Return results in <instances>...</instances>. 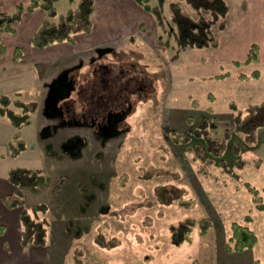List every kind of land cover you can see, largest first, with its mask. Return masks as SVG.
Returning a JSON list of instances; mask_svg holds the SVG:
<instances>
[{"label":"rangeland","instance_id":"obj_1","mask_svg":"<svg viewBox=\"0 0 264 264\" xmlns=\"http://www.w3.org/2000/svg\"><path fill=\"white\" fill-rule=\"evenodd\" d=\"M70 5L57 2L59 15ZM98 8L94 42L110 37L111 44L72 65L52 62L30 73L32 90L23 91L33 111L22 133L28 148L15 158L0 156V192L13 164L41 168L51 180L38 193L26 191L29 206H48L50 250L40 264H248V253L229 255L221 215L231 213L230 192L238 199L250 194L247 166L264 171V128L247 141L232 133L239 110L264 100V80L242 76L255 69L254 55L264 50L261 33L240 24L231 34L217 28V50H180L151 13L132 14L124 3L120 9L128 18L144 22V41L134 35L113 39L122 17L103 4ZM169 13L166 6V19ZM99 105L114 112L101 116L105 108ZM189 117L195 123L207 117L217 128L214 136L229 132L223 155H210L208 175L191 151L204 148L202 139L193 137L190 146L173 141V133L194 126ZM222 159L230 172L222 170ZM256 189L264 203V189ZM178 197L194 202L172 203ZM252 202L243 220L228 219V229L263 210ZM205 217L213 224L202 233L198 222ZM189 218L197 221L192 240L172 243L170 226Z\"/></svg>","mask_w":264,"mask_h":264},{"label":"trees","instance_id":"obj_2","mask_svg":"<svg viewBox=\"0 0 264 264\" xmlns=\"http://www.w3.org/2000/svg\"><path fill=\"white\" fill-rule=\"evenodd\" d=\"M59 1L30 0L28 3L18 4L11 13L0 15L1 31L14 33L23 15L36 9L44 10L47 15L32 38V45L37 49H45L56 43L72 42L77 34L90 33L93 30L95 0H68L75 4V7L68 9L66 14L60 15L56 7ZM135 2L153 15L157 26L162 32L165 34L169 32L175 38L177 47L180 50L216 47L218 45L217 28L219 30L225 28L229 12L227 0H135ZM166 6H169L170 9L169 19L164 16ZM189 8L194 12L189 11ZM3 52L4 46L0 40V53ZM23 57V50L18 49L15 53V60L19 61ZM249 61L247 60V62ZM255 75V73L252 74V76ZM224 76L217 77L222 78ZM242 76L249 77V75L244 74ZM98 89L100 90V88H97L95 91H99ZM22 95L20 92L11 96L0 95V118L8 119L15 129L13 139L9 144V155L11 157H17L28 148L22 136V131L30 125L33 111ZM97 98L99 102L109 100L108 97L104 96H98ZM109 101H111V98ZM99 107L105 108L101 116H104L106 112L108 114L114 112L113 108H109V106L99 105ZM126 109L124 110L128 111V108ZM97 113L99 116V112ZM191 118L189 117L187 121L189 125L194 124V126L183 133H173V141L174 143L189 145L193 137L202 139L205 143L204 148L191 147V151L201 161V174L208 175V169L214 162L210 155L213 157L223 155L228 146L229 132H225L224 136H214L212 130L217 128L213 129V125L207 117H202L196 123ZM233 125L234 132L232 133L244 135L246 141L254 137L258 130L264 128V101L251 105L245 110H239L238 115L234 116ZM215 134L217 135L218 132H215ZM220 162L222 170L230 172V167L225 166L224 160L222 159ZM8 181L15 187V190L12 194L3 196L1 200L11 208L20 209L22 245H47L50 230V222L46 217L48 206L45 203L29 206L26 191L38 193L43 188L48 187L51 182L49 176L41 168L14 167L8 172ZM246 186L256 208L264 209V203L258 190L250 184L246 183ZM191 202H194V200H184L182 197H178L172 203L188 204ZM249 220L250 217H246V221ZM198 223L202 227L201 232L205 233L213 224V221L210 217H205L200 219ZM196 224L195 219L189 218L171 225L172 243L179 245L191 241ZM231 232L232 235L227 244L229 252H244L252 250L257 245L258 237L248 226L235 222L231 225Z\"/></svg>","mask_w":264,"mask_h":264},{"label":"crops","instance_id":"obj_3","mask_svg":"<svg viewBox=\"0 0 264 264\" xmlns=\"http://www.w3.org/2000/svg\"><path fill=\"white\" fill-rule=\"evenodd\" d=\"M29 1L30 0H0V15L9 14L16 8L18 4L28 3ZM227 1L229 3V13L226 18L225 27L228 30V33L231 34L233 27L239 24L241 26L244 25L245 27H249V30L252 29L256 33H261L263 40L259 45L261 48H264V0ZM122 3L131 8L132 14L138 13L139 11L143 12L142 10H144L135 2V0H95L93 12L94 27L90 33L77 34L74 38V41L72 42L56 43L45 49H37L32 45V38L34 34L46 19L47 15L44 10L36 9L33 12L25 13L22 19L18 22L16 31L14 33L2 32V27L0 25V40L2 45L4 46V52L0 53V95L11 96L19 92L23 94V91L28 88L29 90H32V83H30L31 72L36 75L38 69L42 71L41 67L52 62L72 65L73 61H77L81 57L87 56V54H91L97 47H103L111 44L110 37L105 40L101 39L99 42H94V36H92L93 33H96L99 4L105 5L107 11L117 10L119 15H121L122 17L123 28L117 30V32H114L112 34L113 39L134 35L137 36L138 39L144 41V37H141L144 34L142 31L144 29V22L135 19L133 16L132 19L128 18L126 14L128 11L124 13V11L120 9ZM73 5L74 4L71 3L68 9L75 7ZM218 48L219 40L218 45L214 48L195 49L194 52L201 50H210V52H213ZM18 49L23 50L24 57L21 60L16 61L15 53ZM185 53L187 52H181V55ZM203 59H206V57H203ZM254 61V66L256 67L249 74V76L253 73H255L256 75L247 77L246 79L249 81L252 79L258 81L261 79L264 80V50L261 49L259 56L257 55L254 57ZM216 62L220 63L219 60H216ZM222 75L226 76V74ZM117 81L119 84V76H117ZM34 83L39 87L42 82L39 83V80L37 79ZM39 88L40 92L43 93L44 91L43 89H41L42 87L40 86ZM22 96L26 101L27 97L24 96V94ZM38 98H40V96H38L37 99ZM259 103H254L252 105ZM32 119L33 117H31L30 124H32ZM0 133V145L2 147L0 156L3 159H6L5 156L10 159L11 156L8 153L9 144L13 139L15 129L12 127L8 119L4 117L0 118ZM14 167L21 166L13 164L11 168ZM245 170L246 183L252 184L258 189H264V171L261 170L260 166L252 168L250 166H247ZM2 182L4 183V188L3 192H0V264L43 263V259H45L47 253L50 250V247L48 245H22L20 209L11 208L1 200L3 196L12 194L15 190V187L8 180H3ZM234 186L236 187V185ZM235 194L236 193L230 192L229 199L231 203L232 214H229L228 212V215H221V217L223 218V236L225 241L227 242L229 241L231 236L230 227L228 229L227 225L228 219L230 218L233 222L243 220V218L246 216L244 209L246 211L253 210L252 205H254L251 195L248 192L243 195V199H238L237 195ZM241 202L244 203V206L242 208H239ZM251 213L249 215L250 220L248 222L246 221L244 225L248 226L256 233L258 237L257 245L252 250H247L244 252H230L229 255L242 256L244 253H248V255H250L249 257H247L248 264H264V209L260 211L254 210L253 214Z\"/></svg>","mask_w":264,"mask_h":264}]
</instances>
